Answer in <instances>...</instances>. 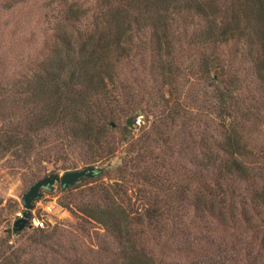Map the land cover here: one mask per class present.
<instances>
[{"label": "trees", "instance_id": "obj_1", "mask_svg": "<svg viewBox=\"0 0 264 264\" xmlns=\"http://www.w3.org/2000/svg\"><path fill=\"white\" fill-rule=\"evenodd\" d=\"M61 7L38 71L17 89L18 110L9 108V92L2 91L0 157L9 153L21 162L55 163L75 153L83 166L106 162L98 175L59 184L60 191L71 190L106 174L116 152L115 118L150 112L159 124H152L142 141L130 140L131 129L123 125L128 135L119 142L125 148L115 168L127 180L154 188L147 189V205L135 213L124 209L122 201H134L115 180L96 190L89 186L98 194L94 201L72 199L67 206L122 241L123 264H234L226 249L206 253L185 237L195 218L206 217L251 230L244 261L264 260V0H95L90 6L65 0ZM195 84L205 99L197 96L199 106L191 102L194 94L186 96ZM200 107L215 125L206 123L194 139L188 132V145L198 155L183 171L185 181L171 183L174 166L149 172L147 153L155 143L163 157L173 155L164 128L179 120L189 129ZM44 231L33 230L42 245L52 237ZM13 233L7 229L0 236V264H44L35 254L26 256L30 247L5 254ZM148 238L163 242L169 252L160 248L155 254ZM177 253L188 262L167 258Z\"/></svg>", "mask_w": 264, "mask_h": 264}, {"label": "rangeland", "instance_id": "obj_2", "mask_svg": "<svg viewBox=\"0 0 264 264\" xmlns=\"http://www.w3.org/2000/svg\"><path fill=\"white\" fill-rule=\"evenodd\" d=\"M64 1L0 0V78L3 79V82L0 83V97L2 91L4 93L9 92L10 102H8V106L10 108L11 104L14 111L18 110L19 95L17 89L21 84L25 86L26 82H29L28 79L38 71L37 62L46 50V41L50 38L52 29L58 22L59 10L62 8ZM66 1L69 2L70 0ZM77 1L90 6L95 0ZM199 85L191 86L186 92V96L189 93L194 94L193 96L196 97L195 101H191L194 106L200 105L196 101L197 96H200V102L201 97L204 98L201 89H198ZM152 91H154L155 100H158L155 88ZM164 92L166 94L165 90ZM140 93H142L141 89L138 90V94ZM146 98L144 97L143 103L147 100ZM196 111L197 109H195ZM140 112L138 116L134 112L115 118L117 124L113 127L111 137L115 142L116 152L108 160L110 165L104 176L67 191H60L58 181L53 184L51 189L42 187V195L34 200V206L30 209V217L27 222L29 225L19 230L18 233L12 230L14 233L4 245L5 254L9 255V252L16 246H24L30 247L29 249L26 248L30 250V253H25L27 257L31 258L32 254H35L34 259L43 261L44 264H62L66 262V259L77 264H123V259H121L122 241L97 223L87 220L80 212L72 211L67 204L72 205V199L78 204L94 201L98 198V194L94 190L98 189L101 184L106 185L116 180L125 185L127 194L131 195V200L134 201L132 204H129L126 200L122 201L124 209L127 208L129 212L135 213L147 205L149 202V199L146 198L147 189L153 192L154 188L147 183L132 180V178L127 180L119 175V171L115 169L125 148L124 141L121 143L122 145L119 142L122 138H125L126 134L128 135L123 127L126 124L127 116L133 115L132 126L127 125L131 129L130 134L132 137L130 140H144V135L150 131L152 124L155 126L159 124L156 115L150 112L146 114L143 110ZM206 112L207 110L201 107L198 108V111L188 121L191 123L189 129L181 128L179 120L168 123L161 134H164L167 138L169 153L172 152L173 155L163 157V154L158 150L157 143H155L154 148H152L153 152L149 156V153H147L146 160L149 172L162 171L164 167L171 168L174 166V169L172 168L173 170L168 173L170 176L173 175L171 183L185 181L182 173L186 167L192 166V161L195 159L193 154L198 155V149L188 145L187 139H190L188 132H192L194 139L200 135L206 123L211 124V126L215 125L214 121H209ZM137 118H139L138 122L136 121ZM1 120L0 117V122ZM128 143L129 141H127V145ZM47 145L50 146L51 143ZM162 158H164L163 161ZM63 163L76 166L63 167ZM105 164L106 162L94 163L97 167H102ZM163 165L164 167H162ZM64 166L67 165L64 164ZM82 166L78 162L75 153L69 156L67 162L59 158L56 159L55 163H49L38 158H29L26 162H21L9 153L0 157V236L7 229L11 230L14 219L22 214L24 207L21 204V196L32 182L47 174L60 175L64 170ZM135 167H130V170ZM89 186H95L96 188L91 192ZM193 187H197L196 182L191 185V188ZM110 189L112 190L111 187ZM188 191L192 194L191 190ZM114 197L116 201L119 200L117 195H114ZM100 202L102 203L101 199ZM36 218H43L44 226L41 227L44 228V232L52 233V237L44 238L45 245L40 242L37 243L38 238H40L38 233L33 234L34 227H36L34 224ZM241 229L222 224L219 219L215 220L212 217L195 218L186 227L185 237H188L191 243H199L200 247L206 248V253H211V250H216L215 248L226 249L225 252L234 259V264H246L243 257L244 246L245 241L250 239L249 234L252 232L251 230ZM34 236L36 242L33 241ZM168 243L166 241V244ZM147 246L155 254L159 253L160 248L165 253L169 252L167 245H163V242L158 244L151 238H148ZM170 256L173 257L167 258L176 262H188V257L182 253ZM20 257L24 258L23 255ZM260 261L258 264H264V260L260 259Z\"/></svg>", "mask_w": 264, "mask_h": 264}, {"label": "water", "instance_id": "obj_3", "mask_svg": "<svg viewBox=\"0 0 264 264\" xmlns=\"http://www.w3.org/2000/svg\"><path fill=\"white\" fill-rule=\"evenodd\" d=\"M132 122L133 115L127 116L126 124L128 126H132ZM111 125L114 126V122L111 121ZM101 171L102 167H97L94 164H88L82 167L64 170L60 175L47 174L36 179L22 194L21 204L24 209L22 214L14 219L11 229L15 232L17 230H21L26 225H29L27 222L30 217V209L34 206V200L42 195V187L51 189L56 181H58L62 187H67L68 185L79 181L84 176H95L100 174Z\"/></svg>", "mask_w": 264, "mask_h": 264}, {"label": "built area", "instance_id": "obj_4", "mask_svg": "<svg viewBox=\"0 0 264 264\" xmlns=\"http://www.w3.org/2000/svg\"><path fill=\"white\" fill-rule=\"evenodd\" d=\"M137 122L139 121V118L136 120ZM35 226H44V219L43 218H36L34 220Z\"/></svg>", "mask_w": 264, "mask_h": 264}, {"label": "flooded vegetation", "instance_id": "obj_5", "mask_svg": "<svg viewBox=\"0 0 264 264\" xmlns=\"http://www.w3.org/2000/svg\"><path fill=\"white\" fill-rule=\"evenodd\" d=\"M57 182V181H56ZM43 188H45V187H43ZM45 189H47V188H45Z\"/></svg>", "mask_w": 264, "mask_h": 264}]
</instances>
